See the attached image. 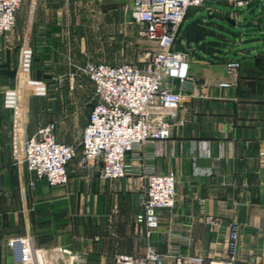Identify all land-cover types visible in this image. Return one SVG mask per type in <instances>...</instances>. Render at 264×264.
<instances>
[{
	"label": "crops",
	"instance_id": "0c3cea01",
	"mask_svg": "<svg viewBox=\"0 0 264 264\" xmlns=\"http://www.w3.org/2000/svg\"><path fill=\"white\" fill-rule=\"evenodd\" d=\"M245 1L246 7L229 5L238 12L224 45L215 46L213 35L189 46L181 40L191 78L208 95L185 92L170 138L143 150L148 156L159 149L145 163L176 179V206L158 212L152 240L165 264L180 255L222 262L232 225L239 233L234 264H264V0ZM132 2L23 0L15 28L0 35V264H14L8 241L26 236L39 250H70L75 264H125L143 254L145 241L135 229L143 198L134 186L138 178L106 180L78 161L69 165L67 186L50 187L23 163L27 138L46 126L34 117L28 85L73 82L77 66L94 62L81 36L104 28L107 15L121 8L130 17ZM230 61L240 63L239 78L223 88ZM175 90L183 91L180 84Z\"/></svg>",
	"mask_w": 264,
	"mask_h": 264
},
{
	"label": "built area",
	"instance_id": "2783aa9c",
	"mask_svg": "<svg viewBox=\"0 0 264 264\" xmlns=\"http://www.w3.org/2000/svg\"><path fill=\"white\" fill-rule=\"evenodd\" d=\"M218 0H133L129 8L132 21L140 25V35L154 45L147 52L141 67L131 63L111 65L87 62L77 66L73 77L86 76L94 87V104L84 129L79 148L58 142L53 125L39 128L28 137L24 146L23 163L37 178L45 179L50 187L69 184L68 166L79 159V166L106 180L138 178L135 188L142 192V210L135 218L136 234L145 241L142 255L125 258V264H165V258L153 245L158 227V212L172 211L176 206V179L159 174L145 163L161 155V151L145 156V147L159 145L171 136V125L184 106L185 92L206 97L190 75L188 54L175 49L177 35L188 12L206 7ZM237 7H246L245 0H230ZM23 0H0V35L13 31ZM227 88L238 81L240 63L230 61ZM180 84L184 91H176ZM189 89L186 90V88ZM196 174L210 171L194 169ZM207 223L214 229L216 220ZM238 227H229L228 258L215 264H234L238 248ZM14 264H37L38 254L33 237H16L8 241ZM50 264H75L76 255L70 250L54 251ZM176 253V251H175ZM176 264H204L202 258L180 255ZM213 264V263H210Z\"/></svg>",
	"mask_w": 264,
	"mask_h": 264
},
{
	"label": "rangeland",
	"instance_id": "374dc122",
	"mask_svg": "<svg viewBox=\"0 0 264 264\" xmlns=\"http://www.w3.org/2000/svg\"><path fill=\"white\" fill-rule=\"evenodd\" d=\"M229 5L230 0H218L206 7L191 9L179 30L175 49H183L181 40L189 46L201 35H213L215 46L224 45L225 28H229V22L235 20V13L238 12ZM112 14L110 17L107 15L104 28L94 32L92 27L91 31L81 36L88 51L94 55L95 59L91 60L111 65L131 63L141 67L147 52L154 45L140 35L142 27L130 19L127 9L121 8L119 15ZM261 21V18L257 20L258 26H261ZM185 24L190 27L188 31L184 28ZM76 76L73 82L64 79L56 83H38L28 85V89L36 97L34 117L45 122L44 125H53L59 140L77 146L80 152L82 130L94 104V87L86 76ZM49 109L52 111L49 112ZM78 161L76 159L70 164Z\"/></svg>",
	"mask_w": 264,
	"mask_h": 264
},
{
	"label": "bare ground",
	"instance_id": "6f19581e",
	"mask_svg": "<svg viewBox=\"0 0 264 264\" xmlns=\"http://www.w3.org/2000/svg\"><path fill=\"white\" fill-rule=\"evenodd\" d=\"M55 253L50 251H43L38 254L37 264H50L51 259Z\"/></svg>",
	"mask_w": 264,
	"mask_h": 264
},
{
	"label": "trees",
	"instance_id": "16d2710c",
	"mask_svg": "<svg viewBox=\"0 0 264 264\" xmlns=\"http://www.w3.org/2000/svg\"><path fill=\"white\" fill-rule=\"evenodd\" d=\"M183 51V50H182Z\"/></svg>",
	"mask_w": 264,
	"mask_h": 264
}]
</instances>
